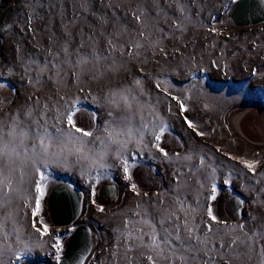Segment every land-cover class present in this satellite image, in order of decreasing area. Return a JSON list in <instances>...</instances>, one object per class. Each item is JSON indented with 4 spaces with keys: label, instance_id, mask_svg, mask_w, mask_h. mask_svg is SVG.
<instances>
[{
    "label": "snow or ice",
    "instance_id": "1",
    "mask_svg": "<svg viewBox=\"0 0 264 264\" xmlns=\"http://www.w3.org/2000/svg\"><path fill=\"white\" fill-rule=\"evenodd\" d=\"M98 2L105 9L117 7L105 0ZM163 4L167 8L161 0H132L126 13L130 21L125 20L117 27L112 23L119 20L115 12L111 16L106 11L98 13L93 10L92 0H78L81 15L89 12L95 17L91 22L93 30L85 38L83 29H78L81 41L74 42L72 28L79 17L73 12L64 24L62 39L46 50L42 62L36 58L22 61L27 82L35 87L46 74L49 81L59 82L68 72L75 81L85 76L96 81L110 79L125 68L128 59H139L149 50L166 55L162 40L175 32L183 33L190 18L183 0H163ZM76 5L74 0L73 7ZM167 9H172V13ZM161 18L168 24L170 33L159 27ZM101 43L103 48L99 47ZM152 79L155 89L166 100L169 115L181 119L195 136L204 137L206 133L187 115L192 89L176 94L175 85L168 78L161 75ZM3 87L0 83V88ZM29 100L31 104L11 114L7 121L0 119V264H5V255L9 256L7 264H20L36 247L51 249L56 264H63L64 237L42 216L50 168H77L91 186L93 197L95 186L102 179H113L112 170L119 169L123 179L129 182L130 191L140 196L138 185L132 182V169L145 151L155 150L166 160L173 156L182 162L194 160L193 154H170L162 146L169 125L158 112L160 101L151 102V94L139 78L109 89L103 97L105 105L112 109L108 114L113 119L102 130L78 126L75 119L81 110L78 97L63 94L42 102L41 97L33 95ZM216 151L220 149L217 147ZM223 155L256 174L258 161L227 152ZM187 171L196 177L200 190L209 193L205 203L199 200L189 203L179 189L167 203L163 200L148 206L138 203L117 230L113 264H235L236 261L251 264L254 260L255 264H264V225L252 229L245 224L230 226L207 203L216 200L218 191V166L213 165L212 158L200 155L197 163L189 164ZM183 174L178 168L177 184ZM231 175L223 180L225 185L231 184ZM97 207L104 211L102 206ZM21 213L28 218L31 233L37 237L32 243L25 241ZM88 259L83 255L76 264H86Z\"/></svg>",
    "mask_w": 264,
    "mask_h": 264
},
{
    "label": "rangeland",
    "instance_id": "2",
    "mask_svg": "<svg viewBox=\"0 0 264 264\" xmlns=\"http://www.w3.org/2000/svg\"><path fill=\"white\" fill-rule=\"evenodd\" d=\"M238 1L183 0L190 22L183 33L175 32L162 40L161 46L166 55L149 50L139 59L126 60L125 68L110 79L104 77L96 81L85 76L75 81L68 72L62 81L53 82L47 79L46 74L41 84L34 87L27 82L22 61L36 58L42 62L46 50L62 39L64 24L73 12L79 17L72 28L74 42L81 41L78 29H83L85 38L93 30L91 22L95 17L89 12L81 15L78 0L75 8L74 0H0V83L5 85L0 88V119L7 121L11 114L31 104L30 96H39L43 102L48 97L58 98L68 94L80 101L81 110L75 117L78 126L102 130L105 123L113 119L108 114L112 109L105 105L103 97L109 89L128 85L139 78L151 94V102L160 101L158 112L169 125L162 146L170 154L194 155L192 162H182L174 156L166 160L155 150L145 151L132 169V182L138 185L140 196L130 191L129 182L123 179L119 169L112 170L113 179H102L95 186L93 197L91 186L77 168H50L46 196L42 201V216L57 234L63 235L64 250L70 232L55 227L47 204L52 189L60 181L75 183L85 195L81 222L89 225L95 236L94 252L87 264H113L112 251L117 230L122 228L123 221L138 203L144 206L160 200L167 203L177 189L189 203L195 204L197 200L205 203L204 198L209 193L200 190L196 177L187 171L189 164L197 163L200 155L211 157L213 165L218 166L217 198L207 202L212 204L214 214L230 226L245 224L246 228L252 229L264 225V175H261L264 173V25L238 28L230 20L231 11ZM109 2L117 7L105 9L98 0H92L93 10L98 13L106 11L109 16L115 12L119 20L112 23L117 27L125 20L130 21L126 13L132 0H105V3ZM161 3L167 8L163 0ZM167 10L170 14L173 11ZM108 27L111 30V23ZM159 27L171 32L163 18ZM99 47L103 48V43ZM161 75L175 85L176 94L192 89L187 115L200 131L206 133L204 137L195 136L181 119L169 115L166 100L155 89L152 79ZM81 88L84 90L80 91ZM206 104L209 107L205 108ZM225 152L258 161L256 174L249 172L238 161L224 156ZM178 168L184 173L179 184L175 175ZM229 173H232L231 184L225 185L223 180L228 178ZM112 185L117 191L114 202L103 199L101 195L104 187ZM236 195L244 202L242 219L238 222L232 220L228 208ZM97 206H102L104 211H99ZM20 222L25 241L32 243L37 237L31 233L29 220L23 213L20 214ZM51 251L47 247H36L20 264L37 261L56 263ZM8 259L9 256L5 255V264ZM235 264L242 262L236 261ZM251 264H255V260Z\"/></svg>",
    "mask_w": 264,
    "mask_h": 264
},
{
    "label": "water",
    "instance_id": "3",
    "mask_svg": "<svg viewBox=\"0 0 264 264\" xmlns=\"http://www.w3.org/2000/svg\"><path fill=\"white\" fill-rule=\"evenodd\" d=\"M230 20L243 29L264 25V0H239L231 11ZM101 195L103 199L114 202L117 197L116 187H104ZM240 201H243L242 197L236 195L228 204L229 214L234 222L242 219L244 202L241 204ZM47 204L56 228L75 229L69 234L63 264H76L83 255L90 259L95 248V236L93 229L81 222L85 206V195L81 187L70 181H60L52 189ZM32 264L53 263L37 261Z\"/></svg>",
    "mask_w": 264,
    "mask_h": 264
},
{
    "label": "built area",
    "instance_id": "4",
    "mask_svg": "<svg viewBox=\"0 0 264 264\" xmlns=\"http://www.w3.org/2000/svg\"><path fill=\"white\" fill-rule=\"evenodd\" d=\"M67 239H69V236L67 237ZM65 251V250H64ZM53 264H55V263H53Z\"/></svg>",
    "mask_w": 264,
    "mask_h": 264
},
{
    "label": "bare ground",
    "instance_id": "5",
    "mask_svg": "<svg viewBox=\"0 0 264 264\" xmlns=\"http://www.w3.org/2000/svg\"><path fill=\"white\" fill-rule=\"evenodd\" d=\"M262 131V130H261ZM116 225V224H115Z\"/></svg>",
    "mask_w": 264,
    "mask_h": 264
},
{
    "label": "crops",
    "instance_id": "6",
    "mask_svg": "<svg viewBox=\"0 0 264 264\" xmlns=\"http://www.w3.org/2000/svg\"><path fill=\"white\" fill-rule=\"evenodd\" d=\"M75 184V183H74Z\"/></svg>",
    "mask_w": 264,
    "mask_h": 264
}]
</instances>
